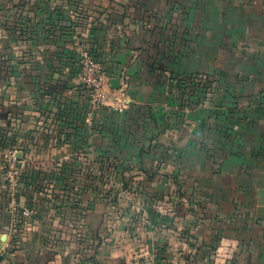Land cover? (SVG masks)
Here are the masks:
<instances>
[{
  "label": "crops",
  "instance_id": "crops-1",
  "mask_svg": "<svg viewBox=\"0 0 264 264\" xmlns=\"http://www.w3.org/2000/svg\"><path fill=\"white\" fill-rule=\"evenodd\" d=\"M189 1L0 0V7L7 8L9 16L5 29L3 25L0 29V42L9 46L6 64L0 65V143L4 144L0 148L19 150V166L23 161L50 165L33 159L37 158L36 151L39 155L40 151H55L63 167L92 165L96 152L131 149L140 153L143 167L154 164L161 172L126 176L134 187L116 192L118 198H126L127 193L132 205L130 209L120 205L116 208L120 216L113 218L110 214L114 206L105 202L86 207L72 202L68 206H37L36 202L50 195L41 190L21 196V207L19 202L13 205L10 196L6 205H0V213L6 215L4 226L9 231L13 230L9 228L12 215L19 217L16 229L21 232L6 239L1 234L0 245L7 252L0 253V264H222L227 258V264H264V111L252 110L248 122L233 123L239 111L232 109L231 103L223 106L221 96L219 101L211 100L197 109L183 105L177 110L179 99L173 98V88L168 87L166 92L163 86L167 82L154 91V78L165 81L160 70L168 73L173 69L172 59L161 65L173 53L164 39L191 37L190 24L195 15ZM258 1L264 5V0ZM203 2L205 8L215 6L209 14L204 11L201 20L203 27L212 20L221 23L220 30L214 26L216 38L234 35H225L222 23L227 18L231 22L237 10L246 17L245 30L257 31L250 36L264 38V25L248 12L257 2ZM242 7L246 8L239 11ZM194 33L206 37L203 28ZM81 47L102 63L110 77V88L111 80L119 78V88L111 90L122 98V107L91 108L75 70ZM181 59L184 64L185 58ZM255 60L262 65L264 56ZM182 68L191 69L190 65ZM125 83L131 93L121 97L118 93ZM244 90L248 94L239 97L242 109L252 95L251 89ZM228 106L230 109L224 108ZM95 123L100 126L95 128ZM225 128L230 129L226 130L232 134L230 138H225ZM239 134L242 146L237 142ZM116 137L121 141L113 142ZM224 141L229 154L219 158ZM240 148L244 149L241 156L236 154ZM77 151L84 152L78 156ZM29 154L33 159H28ZM97 160L105 163L101 154ZM3 179L1 172L0 188L4 186L8 194L10 189ZM69 181L72 186L77 182ZM56 183L62 188L55 193L58 197H79L73 189L63 191L66 183L62 179ZM201 187L203 194L198 192ZM91 193H82L80 198H92ZM236 196L251 222L246 232L255 227L263 230L256 238L263 248L254 253L252 250V254L239 253L240 241L230 227L237 222L227 225L219 221L227 212L220 202ZM194 197L205 201L190 208L188 199ZM24 209L30 214L21 215ZM84 212L86 222L79 227L76 217ZM210 215L219 216L218 221L208 222ZM224 229L218 246L206 256L201 248L209 243L207 232Z\"/></svg>",
  "mask_w": 264,
  "mask_h": 264
},
{
  "label": "rangeland",
  "instance_id": "rangeland-1",
  "mask_svg": "<svg viewBox=\"0 0 264 264\" xmlns=\"http://www.w3.org/2000/svg\"><path fill=\"white\" fill-rule=\"evenodd\" d=\"M203 1L206 0L189 1V4H191L192 7H190L192 16L195 15L193 21L190 24L191 37L182 38L180 36H176L173 39H164V43H167L169 47V52L172 51L173 53L169 56V58L163 60L161 65H166L165 62L172 59L173 69H170L168 73H165V69L163 68L160 70V73L165 76V81L154 78V91L155 93L159 91L162 84L164 82H167L168 85L163 86L166 89V92L168 87L171 89L173 88V90L171 91V94H173V98L178 97L179 99L178 104L175 105V107H178L176 108L177 110H181L183 105H186L191 109H197V107L199 106L207 105L211 100L214 102L215 100L219 101V97L221 96L223 106L231 103L233 106L232 109H237L239 111V116L238 118L233 119V123H235V120H237V122H248V120H250V111L253 110L257 113H262L261 111H264V62L262 65L255 64V59H261L264 56V38H257V34L250 36L252 33H257V31L252 33L248 32L247 27L245 30L247 22L246 17L242 16V14L238 12V10L234 14L231 22H229L227 18V22L222 23V27L224 26L226 28V30L224 31L225 35L235 32L234 35L231 34L226 37L216 38L214 26L218 27L219 29V26L221 27V23H215V21L212 20L211 22H208V25H204L203 27V21L201 20L203 15L202 13L205 11V14H209L213 12L215 8L214 5L207 6L205 8ZM242 1H249L252 3L257 2V0ZM256 4L257 5L253 4L248 9V12L251 13V15H254L253 18H257L260 24L264 25V5L260 4V1H258ZM245 8L246 7H242L241 9H239V11L244 10ZM180 10V12L183 13V10ZM194 10L195 14H193ZM219 10L221 11L222 9ZM12 14L13 13H11V15ZM6 15L7 8L0 7V29H2L1 25H3V28L5 29L6 17L9 18V16ZM235 20L237 22H235ZM202 28L206 30V37H198L197 34L195 35L194 32L199 33ZM202 32L204 33V31ZM215 47H217L216 54ZM7 49H9L7 42H0V65L6 64L5 59L7 58L9 53L7 52ZM182 56L185 58L184 64H182ZM182 65H190L191 69L188 71L186 68H182ZM247 84L248 86L246 87ZM125 85L122 86L123 90H121V93H118V95L121 97L124 95H130L131 93V90L129 91L130 87L126 83ZM244 88L251 89L250 92L252 95L251 97H248L249 104L242 109L241 105L244 104L240 103L239 97L241 94H244ZM111 89L112 88L109 89V98L105 101V104H103V106L108 105L114 108L122 107V104L124 103L123 100H120L122 98H117V96L114 95L113 90ZM224 103L226 104L224 105ZM224 108L230 109V106ZM232 113L236 115L234 111ZM242 113L244 114L243 118L242 116H240V114ZM223 114L225 117V112ZM95 126L98 128V126L100 125L98 123H95L94 127ZM227 129L229 128H225L224 131L225 138H230L231 133L229 132L227 134ZM261 130V133L264 134L263 127L261 128ZM241 137L242 136L239 134V140L237 142L240 146H242V141L240 140ZM114 140L112 141L115 143L116 141H121L119 137H116ZM225 144L226 141H224L223 143V149L222 151H220L219 158H223V156L227 155V153L229 154L227 148L225 147ZM1 146L3 147L4 144L0 143V147ZM6 148H0V174L2 172V175L4 174V167L8 164V158L6 156L8 148ZM37 152L38 151H36L35 155L37 156L36 159H33V154H29L28 159L32 158L34 162L37 161L38 163H42L43 161L51 162V164L37 165L34 163L30 164L28 163V161H23V165L21 166L23 167L25 175H27L28 177L29 183L26 186V192L23 190L21 192V196L26 197L30 194L29 191L41 190L45 192V195H51L52 193L54 194V196L49 195L36 202L37 206L41 204L42 206H50V204L55 205L57 203H60L62 206H68L70 202H72L73 205H76L78 207H86L91 206L92 204L94 205L96 202H105L108 205L114 206L111 208L112 212L110 216L112 218L113 216L118 217L120 216V214L116 208L121 205L125 206L127 209H130L133 201V199L130 198L127 193L125 194L126 198H122L124 195L118 198L119 191L116 192V190H131L134 187V184L132 182H128L125 180L126 176H135L141 173L147 175H156L158 173H161L158 170L160 168L154 167V164L143 167L140 161V153L137 155L135 153L136 151L131 149L127 151H120V148H116V150H106L103 153L100 152L101 156L105 158L104 164L97 163L100 161L97 160L100 154L96 152L94 156L97 158L94 159V164L90 165L79 163L76 165L73 164L70 167H63L59 164L57 159V157H59L58 152L40 151V155L37 154ZM77 152L76 153L78 156H82L81 152L84 151ZM236 154L241 156L242 154H244V149L240 148L238 152H236ZM212 155H215L214 151H212ZM147 158L152 159L150 157ZM194 159L195 155H193V160ZM125 161H128V164H124ZM19 165L20 164H17V171L22 169L21 166L19 168ZM194 169H196V167ZM242 170H244V167L240 169V172ZM163 171H165L166 173H170V170ZM195 174L198 175L199 171H196ZM57 179H62L63 182L66 183V188L63 191H70L73 189L74 191H77V195H79V197L70 199L58 197L57 194L55 195L57 191L62 190V188L57 187ZM70 179L77 181L73 182L76 187H74V185L72 186V183L69 181ZM0 185H3L2 181H0ZM196 187L198 186L196 185ZM0 189H2L0 190V205L4 206L10 199V193L7 191L9 194L8 195L5 192L4 186H1ZM192 190L194 191L197 189L193 188ZM88 191L92 192V198H80L82 193ZM198 192H200L201 194L204 193L202 187L201 190H198ZM205 197H207V199L209 198L207 195ZM209 200L211 201V199ZM21 201L22 199H20V206L22 207L23 204L21 203ZM203 201H205V199L194 197L188 199V204L190 208H197L199 206L198 204L201 205V202ZM99 205L103 204L99 203ZM220 205H222L221 209L227 212L222 216V218L219 219V221H225L227 225L231 221L234 222V220L237 222L236 225L234 224V226H232L233 223H230V227L234 229L233 233L238 236V240L240 241L238 247L239 253L242 252L249 254L251 252L252 254V250L253 253L258 249L261 250L263 247L259 244L256 238H259L261 236L263 230H258L257 227H255L254 230H250V228L248 229V232H246V229L251 226V222L246 218V209L244 208L245 206L243 205L242 200H240V197L236 196L235 198H229L226 200L224 199L222 200V204L220 202ZM84 215L85 212L80 213L76 217L79 222V227L84 225L86 222ZM130 217H134V215L130 214ZM218 217L219 216L217 215H210V219H208V222L214 223L218 221ZM19 219V217H16L15 219V215H12L10 220L11 225L9 226V228L15 231H9L7 228H5L6 226H4L6 222V215L0 213V221L3 223L2 224L0 222V237L2 234V239H4L5 237L7 238V235H12L13 237V234L21 232L16 229V227L18 226V222L20 221ZM230 227L227 226V229ZM223 233L225 234V229L222 231H217L216 233L212 230L211 232H207V242L209 241V243H206L204 245L205 247L201 248L206 256L212 255L214 247L218 246V242L220 239L219 236L223 235ZM1 252H7V250H3L2 246L0 245V253ZM227 260L228 258L222 264H227ZM228 264H231V261Z\"/></svg>",
  "mask_w": 264,
  "mask_h": 264
},
{
  "label": "built area",
  "instance_id": "built-area-1",
  "mask_svg": "<svg viewBox=\"0 0 264 264\" xmlns=\"http://www.w3.org/2000/svg\"><path fill=\"white\" fill-rule=\"evenodd\" d=\"M77 82L88 95V101L92 109H98L109 98L110 77L100 61L88 50L78 48ZM19 151L7 149V165L4 167V180L10 189L11 202L16 204V193L19 187L17 171ZM30 210L24 209L21 215L27 216Z\"/></svg>",
  "mask_w": 264,
  "mask_h": 264
},
{
  "label": "trees",
  "instance_id": "trees-1",
  "mask_svg": "<svg viewBox=\"0 0 264 264\" xmlns=\"http://www.w3.org/2000/svg\"><path fill=\"white\" fill-rule=\"evenodd\" d=\"M5 24H6V22H5ZM74 40V39H73ZM91 53V52H90ZM91 54H93L95 57H97L94 53H91ZM75 70H76V73H77V70H78V54H77V59L75 60ZM80 86V85H79ZM81 87V86H80ZM82 88V87H81ZM85 94H86V96H87V99H88V95H87V93L85 92ZM18 160H20V159H18ZM19 168H20V166H19ZM3 171H4V169H3ZM18 177H19V187H18V191H17V193H16V203H20V199H21V193H20V191L19 190H22V189H25V186H27V184L29 183L28 182V178H27V175H25V172H23V171H21V169L18 171Z\"/></svg>",
  "mask_w": 264,
  "mask_h": 264
},
{
  "label": "water",
  "instance_id": "water-1",
  "mask_svg": "<svg viewBox=\"0 0 264 264\" xmlns=\"http://www.w3.org/2000/svg\"><path fill=\"white\" fill-rule=\"evenodd\" d=\"M111 87L114 89L119 88V78L116 77L111 80ZM0 258H1V255H0Z\"/></svg>",
  "mask_w": 264,
  "mask_h": 264
}]
</instances>
